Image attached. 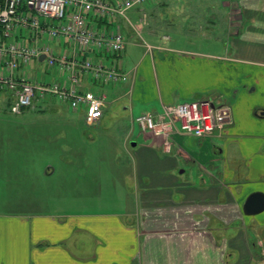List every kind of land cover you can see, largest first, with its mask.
Listing matches in <instances>:
<instances>
[{
	"label": "crops",
	"instance_id": "crops-1",
	"mask_svg": "<svg viewBox=\"0 0 264 264\" xmlns=\"http://www.w3.org/2000/svg\"><path fill=\"white\" fill-rule=\"evenodd\" d=\"M182 4L198 7L195 32L181 30L171 16L163 19L171 36L149 24L159 6ZM218 14L225 19L219 29L212 27ZM126 18L115 23L126 42L121 67L128 81L97 87L106 108L117 103L130 114L122 148L132 157L131 204L120 211L88 208L93 202L67 209L48 158H60L59 148L0 141V264H264V210L243 212L250 193L264 194V0H157ZM145 26L151 41L171 45L144 44ZM93 87L83 75L81 88ZM207 98L230 107L231 122L220 131L192 144L171 134L169 151L158 135L139 130L131 140L134 113L155 115L165 104ZM76 171L75 183L84 175ZM70 185L74 192V177Z\"/></svg>",
	"mask_w": 264,
	"mask_h": 264
},
{
	"label": "built area",
	"instance_id": "built-area-1",
	"mask_svg": "<svg viewBox=\"0 0 264 264\" xmlns=\"http://www.w3.org/2000/svg\"><path fill=\"white\" fill-rule=\"evenodd\" d=\"M156 1L0 0V97L7 110L19 115L38 103L57 100L81 111L85 124L98 123L107 96L97 86L128 81L121 67L126 42L115 19ZM139 22H147L144 11ZM61 42L64 46L55 48ZM83 75L93 88H81ZM231 118L228 105L207 98L165 104L155 115L138 114L134 122L142 133L165 139L164 150L169 151L171 134L208 137Z\"/></svg>",
	"mask_w": 264,
	"mask_h": 264
},
{
	"label": "rangeland",
	"instance_id": "rangeland-1",
	"mask_svg": "<svg viewBox=\"0 0 264 264\" xmlns=\"http://www.w3.org/2000/svg\"><path fill=\"white\" fill-rule=\"evenodd\" d=\"M146 5L148 7L150 4ZM186 5L182 4L176 9L173 5L159 6L152 14L155 16L153 18L155 21H152L151 18L149 24L152 25L153 22L155 26L161 28V33L164 30L169 36V32L173 28L163 19H168V16H171L178 28L195 32L196 26L200 23L198 17H196L197 20H193L191 17L198 16V7L196 5L186 7ZM184 15L190 16V18H186V22L183 19ZM223 17L218 14L212 27L217 29L224 27L225 19ZM147 21L149 22L148 17ZM132 22L137 24L135 21ZM146 29L147 26L140 32L144 44L171 45L170 42L151 41L147 37ZM40 68L42 67L40 66ZM44 75L46 79L49 78L48 74ZM110 100L111 98L108 97V101ZM106 110L105 118L101 124L88 125L83 121L81 111H74L66 103L57 100L38 103L35 108L27 109L16 116L3 114L10 113L4 109L0 112L2 113L0 115V141L25 142L49 147L54 145L59 148L57 149L59 151L55 152L59 154L60 158L51 154H48V158L52 159L54 165H57L56 181L61 179L57 195L65 208L74 209L77 204L79 207L87 206L88 203L93 202V204H88V208L101 211H120V207L130 205L133 200L132 157L122 148L123 139L126 133L132 129V125L130 114L119 107L117 103H111ZM136 116L137 113H134L133 117ZM138 131V125H135L131 140H135L139 136ZM184 136L189 137L185 139L186 144H192L197 140L194 136L186 134ZM115 164L116 166H114ZM76 169L78 172L82 170L79 173H84V175L75 183L73 171L75 172ZM72 177H74V192L70 185ZM55 185L58 183L55 182ZM262 213L263 211L257 215ZM246 226H248V230L252 228L249 223Z\"/></svg>",
	"mask_w": 264,
	"mask_h": 264
},
{
	"label": "water",
	"instance_id": "water-1",
	"mask_svg": "<svg viewBox=\"0 0 264 264\" xmlns=\"http://www.w3.org/2000/svg\"><path fill=\"white\" fill-rule=\"evenodd\" d=\"M43 55L40 56V59ZM134 145V142H132ZM264 210V194L262 192L250 193L244 201L243 212L246 215H254Z\"/></svg>",
	"mask_w": 264,
	"mask_h": 264
}]
</instances>
